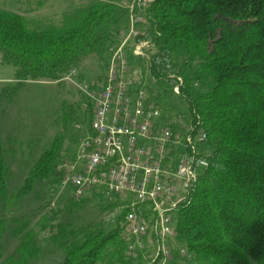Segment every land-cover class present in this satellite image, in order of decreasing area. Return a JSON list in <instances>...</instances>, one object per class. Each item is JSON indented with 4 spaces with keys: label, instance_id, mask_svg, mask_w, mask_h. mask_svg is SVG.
I'll list each match as a JSON object with an SVG mask.
<instances>
[{
    "label": "trees",
    "instance_id": "16d2710c",
    "mask_svg": "<svg viewBox=\"0 0 264 264\" xmlns=\"http://www.w3.org/2000/svg\"><path fill=\"white\" fill-rule=\"evenodd\" d=\"M47 1L0 6V62L14 67L13 84L1 87L0 101H13L28 82H63L90 55L106 69L107 46L129 17L122 0H81L44 17L27 16ZM144 15L137 40L151 45V81L164 97L185 102L209 150V167L174 210L175 244L187 257L173 248L166 264H264V0H153ZM3 146L0 134V238L9 202ZM60 160L57 137L18 195L53 175ZM92 192L105 197L106 209L118 206L102 191ZM125 212L110 230L69 220L51 226L49 242L64 253L59 264H143L128 254L121 236ZM26 229L14 230L21 234L23 264L39 253Z\"/></svg>",
    "mask_w": 264,
    "mask_h": 264
},
{
    "label": "built area",
    "instance_id": "2783aa9c",
    "mask_svg": "<svg viewBox=\"0 0 264 264\" xmlns=\"http://www.w3.org/2000/svg\"><path fill=\"white\" fill-rule=\"evenodd\" d=\"M152 1L120 2L129 17L107 46L101 81L88 84L76 69L62 78L83 95L91 118L57 170L59 189L69 188L71 198L92 191L115 197L126 211L121 236L128 254L143 264H166L175 250L187 257L184 247L173 250L174 210L209 167V150L202 127L195 128L188 114L172 118L148 90L151 45L137 37Z\"/></svg>",
    "mask_w": 264,
    "mask_h": 264
},
{
    "label": "rangeland",
    "instance_id": "374dc122",
    "mask_svg": "<svg viewBox=\"0 0 264 264\" xmlns=\"http://www.w3.org/2000/svg\"><path fill=\"white\" fill-rule=\"evenodd\" d=\"M24 1L35 4L39 0H0V6L11 9ZM70 2L78 4L81 0H48L27 16L44 17ZM78 72L84 82L93 84L103 78L105 68L99 58L90 55L81 62ZM13 78L14 67L0 62V89L13 84ZM148 90L172 118L179 114L187 115L185 102L176 95L164 97L162 89L152 81L148 82ZM90 118L91 111L83 95L72 83L64 80L61 83L28 82L13 101H0V134L7 166L9 199L4 213L8 227L0 238V264H23L17 252L21 234L16 235L14 230L24 225L26 230H32L39 248L38 255L25 264L61 263L63 251L48 239L51 226L60 221L69 220L77 227L91 224L104 230L115 226L120 214L118 207L106 209L105 197L94 196L93 192L79 199L71 198L69 188L59 189L58 170L48 179H36L28 194L18 195L32 167L45 151L50 150L57 137L61 141V159L74 152L77 140L88 130ZM73 201L79 202L70 207ZM109 201H115V197ZM172 245L174 248L175 243Z\"/></svg>",
    "mask_w": 264,
    "mask_h": 264
}]
</instances>
